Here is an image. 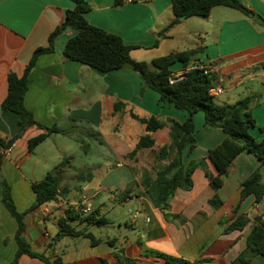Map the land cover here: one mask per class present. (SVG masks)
Masks as SVG:
<instances>
[{"label": "crops", "instance_id": "1", "mask_svg": "<svg viewBox=\"0 0 264 264\" xmlns=\"http://www.w3.org/2000/svg\"><path fill=\"white\" fill-rule=\"evenodd\" d=\"M86 1L91 7L85 14L88 23L119 36L125 45L133 47L130 57L135 61L200 47L199 61L211 65L216 76L225 78L224 90L215 100L234 104L252 96L250 112L255 126L249 132L256 141L264 139V131L260 130L264 126V26L260 21L240 12L217 11L216 22L209 25L213 23L215 7L208 17L182 20L160 37L174 18L171 0H134L120 6H115L114 0ZM242 2L264 19V0ZM73 6L70 0H0L1 140H9L17 131V116L1 111L7 95V75L23 74L34 50L47 46L49 34ZM70 36L66 33L58 38L53 53L38 56L23 98L24 107L37 123L46 128L55 126L66 134H51L28 151V141L45 133L44 129L28 127L1 158L0 171L10 187L15 208L24 213L22 237L30 248L50 260L60 256L67 264H124L125 260L132 264H169L164 256L190 264H264V256L247 245L253 218L260 216L264 220V196L259 203L252 195L240 199L241 183L259 168V161L247 152L240 153L223 176L222 186L214 191L209 175L214 176L215 169L206 160V153L219 145L225 135L219 129H209L203 113L196 112L195 149L189 155L183 152L182 163L186 166L190 161L203 160L202 164L193 170L188 190L177 189L167 209L156 208L141 181L154 179L158 164L167 163H158L155 153L168 145L169 127L150 133L153 147L141 148L129 157L139 138L146 134L144 125L131 115L183 122L187 112L161 105L158 94L150 89L140 95L143 81L127 65L102 73L64 60L62 50ZM170 69L177 78L184 71L180 62ZM117 103L124 105L120 111L114 110ZM74 134L80 139L86 156L84 166L92 179L68 184L67 194L32 208L31 184L45 178L53 169L47 170L55 157L46 152L37 155V148L52 135ZM56 153L57 159L60 154L66 158L62 148H56ZM1 196L0 178V264H9L17 252V222L1 204ZM214 197L222 203L218 208L210 204ZM77 203L90 206L106 221L103 226L71 223L86 228L98 242L91 245L89 239L64 236L49 243L51 233H58V219L65 216L68 208L76 210ZM116 205L126 207L132 218L124 222L106 219L105 210H114ZM240 215L247 219L244 227L224 232L227 224L219 223ZM86 216L80 214V218ZM48 223L52 225L51 232ZM241 257L246 262H241ZM16 264L45 263L22 254Z\"/></svg>", "mask_w": 264, "mask_h": 264}, {"label": "trees", "instance_id": "2", "mask_svg": "<svg viewBox=\"0 0 264 264\" xmlns=\"http://www.w3.org/2000/svg\"><path fill=\"white\" fill-rule=\"evenodd\" d=\"M73 9L68 10L62 23L55 27L49 34L47 46L38 47L34 50L24 72L21 76L14 73L7 75V95L1 103L2 112H12L17 116V131L7 141L0 139V165L3 151L12 146L28 127L44 129L45 133L28 141V151H32L51 134H66L65 131L55 126L46 128L37 123L33 115L24 107L23 98L27 91L28 76L39 55L53 53L55 43L58 38L66 33H70V38L66 41L62 58L72 60L91 67L99 72L107 73L129 66L142 79L143 85L140 90L142 95L147 89L158 94V102L161 105H171L179 111L187 112V117L183 122L174 119L165 121L150 116L140 118L132 114V118L144 125L146 134L142 135L135 148L129 154L134 157L141 148H151L154 145L150 133L169 127V143L162 146L155 153V160L159 163L167 161L163 166L155 169V177L145 178L141 181L145 193L150 197L152 204L159 209L168 208L170 198L177 189L188 190L192 186L191 174L193 170L202 164L203 160L190 161L186 166L182 163L183 152L189 155L195 149V128L193 115L196 112L203 113L205 125L209 129L221 130L225 137L219 145L208 150L206 160L215 169V175H209V185L216 191L223 183V176L228 167L242 152H247L259 161V168L241 183L240 199L252 195L255 203H259L264 196V139L256 141L249 132L255 126V121L251 116L250 108L254 98L245 97L234 104H220L209 94V89L216 74L206 65L202 64L198 55L202 52L200 47L187 51L173 52L168 55L153 58L149 61H135L130 57L133 47L123 43L121 38L115 34L108 33L101 28L88 23L85 14L91 10L86 0H70ZM124 2L132 3L134 0H114L115 6H120ZM215 7H225L240 12L249 19L258 20L264 26V19L257 15L251 8L245 6L240 0H171L173 20L166 26L159 36L180 21L200 17L206 18ZM180 62L183 66V73L180 78L173 77L170 67ZM124 105L117 103L114 105L115 111H120ZM264 131V126L260 127ZM73 157L63 158L53 169L48 172L42 181L31 184L34 194L32 208L64 196L68 193V182H89L92 176L89 172L69 173L70 163ZM68 175V178H67ZM2 196L1 204L17 222L15 242L17 252L14 259L9 264H16L22 254L39 258L45 264H67L60 256L50 260L42 254L34 252L22 237L24 231L23 216L15 208L11 198L10 187L4 179L1 171ZM210 204L218 208L222 203L214 197ZM237 208L232 213L235 214ZM80 211L68 208L63 218L58 219L59 237L78 238L83 237L95 245L98 240L87 232L86 228H78L71 223L79 221L86 226H103L106 221L98 217L96 211H91L86 217L80 218ZM247 219L240 215L236 218H229L219 225L227 224L224 232L240 230L246 224ZM251 230L247 236V245L252 246L257 255L264 256V220L260 216L253 218ZM55 241V240H54ZM169 264H190L186 261L164 256ZM241 262H246L242 257ZM196 261L192 264H201ZM124 264H132L125 260Z\"/></svg>", "mask_w": 264, "mask_h": 264}, {"label": "rangeland", "instance_id": "3", "mask_svg": "<svg viewBox=\"0 0 264 264\" xmlns=\"http://www.w3.org/2000/svg\"><path fill=\"white\" fill-rule=\"evenodd\" d=\"M241 3L242 0H240ZM214 10L213 14V23L210 22L209 25H213L214 22H216V12L217 11H223V12H232V13H239L237 11L224 8V7H217ZM219 13V12H217ZM225 15V13H224ZM81 137V136H80ZM62 148L66 154V157H73L70 163V168H69V173H73L74 171H83L87 172L84 162H86V156L84 155V149L82 148V144L80 142L79 137H77L75 134L74 135H68V136H62V135H52L49 140L45 144H42L39 146L36 150V154L39 155L41 152H46V154H55L51 160H50V165L47 170H51L56 164H58L65 155L60 154V159H57V153H56V148ZM52 156V154H51ZM58 156V157H59ZM68 178V175H67ZM69 184L77 183V181H69ZM105 218L118 222V221H128L130 218H132V215H130L129 210L126 207H120V205H116L114 210H105ZM48 230L51 232L52 231V225L47 224ZM55 233H51V237L48 239V242H52L55 240V237H57Z\"/></svg>", "mask_w": 264, "mask_h": 264}, {"label": "built area", "instance_id": "4", "mask_svg": "<svg viewBox=\"0 0 264 264\" xmlns=\"http://www.w3.org/2000/svg\"><path fill=\"white\" fill-rule=\"evenodd\" d=\"M206 66L208 68H210L211 71H213L211 65H206ZM224 82H225V78L224 77H222V76H216V79L213 81L212 86L209 89V94L212 97H217L218 95H220L223 92V90H224ZM10 150H11V147L5 149L3 151V154H8L10 152ZM85 200H86V198L83 197L82 198V201H85ZM83 204L84 203H82V204H79V203L75 204V207H76L75 209L77 211H80L82 214L87 215V214H89L92 211V209H91L90 206H85ZM44 236L47 237L48 235L45 233Z\"/></svg>", "mask_w": 264, "mask_h": 264}, {"label": "water", "instance_id": "5", "mask_svg": "<svg viewBox=\"0 0 264 264\" xmlns=\"http://www.w3.org/2000/svg\"><path fill=\"white\" fill-rule=\"evenodd\" d=\"M56 238H59V235L56 237ZM51 245H48L47 248L50 249Z\"/></svg>", "mask_w": 264, "mask_h": 264}]
</instances>
